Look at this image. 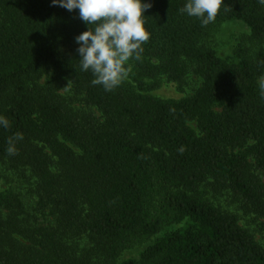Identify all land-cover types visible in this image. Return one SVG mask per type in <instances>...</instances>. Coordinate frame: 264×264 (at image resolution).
<instances>
[{
    "label": "trees",
    "instance_id": "1",
    "mask_svg": "<svg viewBox=\"0 0 264 264\" xmlns=\"http://www.w3.org/2000/svg\"><path fill=\"white\" fill-rule=\"evenodd\" d=\"M145 2L139 89L122 82L108 92L80 68L75 38L89 26L78 9L0 0V116L9 120L0 159L32 172L46 218L33 220L14 194L0 196V264H264L254 235L199 190L231 191L264 217V49L226 57L210 42L221 24L240 23L264 44V6L225 0L203 26L180 13L187 0ZM189 73L202 80L189 97L140 92L151 89L147 79L180 83ZM65 87L101 118L75 111L58 93ZM15 133L23 139L8 155ZM154 236L136 258L122 257Z\"/></svg>",
    "mask_w": 264,
    "mask_h": 264
},
{
    "label": "clouds",
    "instance_id": "2",
    "mask_svg": "<svg viewBox=\"0 0 264 264\" xmlns=\"http://www.w3.org/2000/svg\"><path fill=\"white\" fill-rule=\"evenodd\" d=\"M69 12L79 10V18L89 26L75 38L79 47L80 68L91 72L94 85L105 91L119 87L127 78L131 60H140L142 45L150 39L145 27V12L152 7L145 0H51ZM225 0H187L179 9L181 14L199 19L203 26L215 22ZM264 6V0H257ZM259 92L264 96V76L258 81ZM0 127L7 129L9 120L0 116ZM23 139L15 133L8 139L6 153L17 154L16 142ZM182 152L183 149L181 148Z\"/></svg>",
    "mask_w": 264,
    "mask_h": 264
},
{
    "label": "rangeland",
    "instance_id": "3",
    "mask_svg": "<svg viewBox=\"0 0 264 264\" xmlns=\"http://www.w3.org/2000/svg\"><path fill=\"white\" fill-rule=\"evenodd\" d=\"M211 45L215 47L222 56L234 57L237 48H246L251 55L257 53L260 49H264V44L255 43L250 38L248 29L240 23H224L221 24L213 33L210 39ZM138 60H131L128 76L123 82H128L138 87L135 81L137 77ZM52 79L51 76H45L41 81V85L48 84ZM202 80L193 73H189L182 82L170 81L163 76L157 79L145 80L146 87L151 89L140 91L161 99L180 100L193 95L200 88ZM65 101L77 112L92 113L101 118V113L96 108H90L84 104L81 97L74 95L69 87H65L58 92ZM191 127L198 132L196 123H191ZM36 178L31 171L27 169H14L7 160L0 159V196L14 194L24 205L27 214L33 220H38L41 224L46 218L42 217V213L37 211L38 197L35 190ZM203 199L210 202L216 208L237 216L239 224L249 230L258 242L264 247V217L249 211L243 201L231 191L215 192L208 183L203 184L200 188ZM158 206V203H156ZM159 207V206H158ZM155 207V208H158ZM156 236L150 239H142L136 241L126 249L123 258H136L140 251L146 248L155 240ZM80 248H90L87 239L77 241Z\"/></svg>",
    "mask_w": 264,
    "mask_h": 264
}]
</instances>
